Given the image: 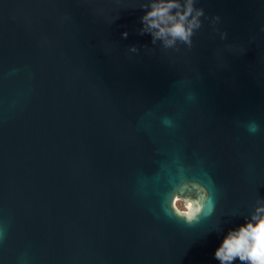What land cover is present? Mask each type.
<instances>
[{
  "label": "water",
  "instance_id": "obj_1",
  "mask_svg": "<svg viewBox=\"0 0 264 264\" xmlns=\"http://www.w3.org/2000/svg\"><path fill=\"white\" fill-rule=\"evenodd\" d=\"M137 2L0 0V264H218L223 233L134 192L173 147L202 158L218 211L264 198V0H198L208 19L179 50L138 35Z\"/></svg>",
  "mask_w": 264,
  "mask_h": 264
},
{
  "label": "clouds",
  "instance_id": "obj_2",
  "mask_svg": "<svg viewBox=\"0 0 264 264\" xmlns=\"http://www.w3.org/2000/svg\"><path fill=\"white\" fill-rule=\"evenodd\" d=\"M197 3L198 0H138L135 7L143 10L138 35H149L152 45L165 50H179L180 46L190 49L195 33L202 27L201 18L208 19ZM219 19L213 16L210 23L215 25ZM219 35L221 40L226 39L225 32L219 31ZM121 36L126 39L128 32H122ZM128 52L137 53V46L130 45ZM194 99L192 92L185 95L186 101ZM160 123L169 130L176 127L174 118L169 116L161 117ZM244 127L249 134L260 130L254 120ZM134 192L138 197L155 201V207L149 211L157 218L163 217L187 229L207 226L204 235L223 233L213 252L218 264H264V198L257 196L247 213L218 211L215 182L196 154L189 158L179 146L164 152L154 169L137 173ZM232 216L243 217V223L225 231L222 225L228 221L222 218ZM6 235L7 225L0 223V244Z\"/></svg>",
  "mask_w": 264,
  "mask_h": 264
}]
</instances>
